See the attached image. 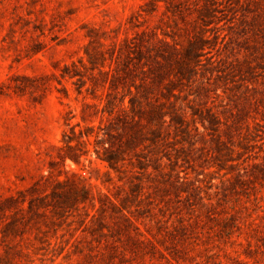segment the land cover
Here are the masks:
<instances>
[{
  "label": "rangeland",
  "instance_id": "1",
  "mask_svg": "<svg viewBox=\"0 0 264 264\" xmlns=\"http://www.w3.org/2000/svg\"><path fill=\"white\" fill-rule=\"evenodd\" d=\"M0 264H264V0H0Z\"/></svg>",
  "mask_w": 264,
  "mask_h": 264
}]
</instances>
